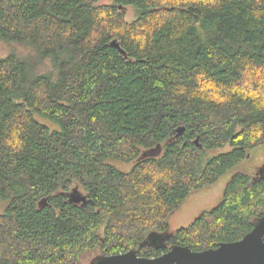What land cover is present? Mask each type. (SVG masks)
<instances>
[{"label": "trees", "instance_id": "16d2710c", "mask_svg": "<svg viewBox=\"0 0 264 264\" xmlns=\"http://www.w3.org/2000/svg\"><path fill=\"white\" fill-rule=\"evenodd\" d=\"M98 1L0 0V264L201 251L264 213V176L235 173L168 228L264 145V0Z\"/></svg>", "mask_w": 264, "mask_h": 264}, {"label": "water", "instance_id": "95a60500", "mask_svg": "<svg viewBox=\"0 0 264 264\" xmlns=\"http://www.w3.org/2000/svg\"><path fill=\"white\" fill-rule=\"evenodd\" d=\"M111 45L125 54L116 40ZM72 198L76 200L78 194L75 192ZM90 264H264V213L241 239L220 243L215 248L194 251L187 246L172 245L156 257L139 256L136 249H130L119 254L96 255Z\"/></svg>", "mask_w": 264, "mask_h": 264}, {"label": "rangeland", "instance_id": "374dc122", "mask_svg": "<svg viewBox=\"0 0 264 264\" xmlns=\"http://www.w3.org/2000/svg\"><path fill=\"white\" fill-rule=\"evenodd\" d=\"M98 2L109 3L110 0H99ZM122 11L125 13V17L127 20L131 21L135 18V10L132 6H124L122 8ZM8 49L9 47L7 46V44L0 41V55H5L8 52ZM15 49L22 53H27V50L22 46L15 45ZM41 121L53 127V125L48 121ZM228 149H230L229 146L213 149L208 152V155H213L220 151H227ZM130 164L117 163L119 167L126 170L131 167ZM235 173L246 174L254 178L264 176V145L250 149L246 157H244L239 163L234 165L227 173L222 175L215 183H213L209 187L203 188L190 194L189 197L184 201V203L169 216V230L174 231L179 227L189 225L193 221V219L198 216L203 210L210 209L211 207L216 205L221 199L226 182ZM7 204L8 201L0 197V213L3 212ZM94 255L95 253L93 252L83 255L78 264H90V261Z\"/></svg>", "mask_w": 264, "mask_h": 264}]
</instances>
